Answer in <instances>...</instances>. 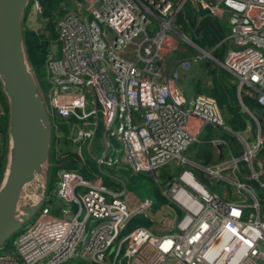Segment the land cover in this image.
<instances>
[{"label":"built area","instance_id":"built-area-1","mask_svg":"<svg viewBox=\"0 0 264 264\" xmlns=\"http://www.w3.org/2000/svg\"><path fill=\"white\" fill-rule=\"evenodd\" d=\"M185 2L74 0L57 21L45 47L46 85L38 87L51 131L65 136L70 152L83 163L94 160L97 175L60 170L33 221L0 253V264H64L70 258L79 264H264V197L246 183L254 181L264 190V118L240 98L245 94L264 107V0L199 2L207 15L227 13L229 32L213 46L224 47L221 60L179 32L175 19ZM172 36L178 38L174 43ZM179 40L232 76L250 124L230 125L212 96L182 88L185 78L179 74L201 55L190 54L169 69L166 56L178 49ZM205 126L224 134L208 144L226 148L208 164L183 154L202 145ZM96 133L99 155L90 148ZM229 136L241 147L237 155ZM172 163L178 169L167 171L161 186L154 173ZM101 166L151 174L172 205H164L171 211L172 229L156 230L159 217L151 214L150 199L104 184ZM221 183L231 191L224 186L217 194ZM29 195L25 190L23 204L33 201ZM49 197L62 204L56 214L44 206ZM171 207L179 210L178 217ZM139 214L153 228L135 226L122 233ZM166 218H159L164 228Z\"/></svg>","mask_w":264,"mask_h":264},{"label":"water","instance_id":"water-1","mask_svg":"<svg viewBox=\"0 0 264 264\" xmlns=\"http://www.w3.org/2000/svg\"><path fill=\"white\" fill-rule=\"evenodd\" d=\"M27 3L0 0V91L7 109L5 164L0 179V249L38 211L47 187L52 131L23 45L21 19ZM25 190L34 203L23 204Z\"/></svg>","mask_w":264,"mask_h":264},{"label":"trees","instance_id":"trees-1","mask_svg":"<svg viewBox=\"0 0 264 264\" xmlns=\"http://www.w3.org/2000/svg\"><path fill=\"white\" fill-rule=\"evenodd\" d=\"M55 1L56 0H38V2L40 4L41 11H42L41 15L47 17L50 13H52L53 3ZM29 3H30V0H28V3L24 9V13H23L22 19H21L22 37H23V45L25 48V53H26L29 65H30V67L34 73L37 84L39 86V84L41 85V82H40L41 77H37V74L39 75V73H38L39 69L43 65V59L45 56L46 41L42 40L44 38V36L42 34L39 36V35H36L33 31L24 28V22L26 20ZM198 11H199V13H197V14L202 16V21L200 22L198 27L193 29V30H195L194 33L196 36L194 38H192V42L195 43L200 48H204V47L206 48L207 47V49H208L211 46H213L219 40V38L222 36V32L215 29L214 30L215 32L213 31L210 35H207V33L202 29V33L200 35L198 33V31L200 28H204L208 24L209 16L206 15V12L202 11L201 9H199ZM197 16L198 15H196V13H194L192 10H191V14L188 16H186L184 13H182V14L180 13L177 15L176 22L178 23V25L183 24L184 25L183 28L186 27V29H188L189 26L192 28L194 25V22L197 19ZM46 27H47V25H46ZM188 31H189V29H188ZM188 50H190L192 52V49L188 48ZM186 56H187V54H186ZM218 69H220V68H218ZM211 72H212V74H215V73L219 74L222 71L217 72L216 70H211ZM229 76H231V75H229ZM220 79L221 78L218 76V79L215 80L216 86L214 89L205 88L204 89L206 91L205 94L213 96L218 103L222 104L223 106H226L229 109V113L231 116V117L229 116L230 118L228 119V120H230V121H228L229 124H232V125L238 124L239 125L245 119L246 114L240 109V106L238 105V103L236 101V98L234 95V88H235L234 82L230 83L229 87H227L225 85V80H223L222 85L227 90V92L230 89V92L227 93V92H223L221 82H219ZM0 94H2V93L0 92ZM240 98H241L242 103L245 106H247L248 108L252 109V105L256 104L252 98L247 97L245 94H240ZM4 108H5L4 109L5 114L0 121V134H1L3 141L6 142V134H5L6 117H7L6 104H5ZM63 132H65L64 129H63ZM62 137H63L62 139L65 140L64 143L69 148V144H70L69 140L66 139L65 136H62ZM52 139H53V142H55V140L57 139V137H55V134L53 133V131H52ZM60 146H62V143H60ZM199 148L201 151H203L205 153L204 158L207 160L209 157L208 147L206 145H203ZM68 151L70 152V150H68V149L67 150L62 149L61 151L56 153L54 148H52V150H50V152H49V163L50 162L51 163L49 164V167L47 170V191L51 190L53 188V186L55 185L56 179H57V172L60 170H72V169H74V170L79 171V173L81 175H83L85 178H89L90 171H91L92 167L95 168V163L93 161L88 159L85 161V163H83V161H81L77 156H75L71 152L69 154L66 153ZM57 154L60 157L56 159L55 156H57ZM72 155H74L77 158L74 160L72 158ZM3 158H4V152L1 153V150H0V178L2 175V171H3V167H2L3 166V164H2ZM162 168H164V167H162ZM126 169L127 168H125V167L118 168L115 166H101L98 176L101 178L102 182L109 187L117 188L118 183H120L122 185V187L126 188L124 181L121 183V182H119L120 178L117 179L114 176V174H118L120 172H123ZM166 173H167V169H165V170L163 169V171L161 172V176L164 179V181L166 180V176H167ZM93 174H96V173H93ZM149 199L152 202V207H153L154 211L157 210L158 207L162 206V205L163 206L164 205L172 206L168 202V200L159 193V191L156 187L152 189V197ZM55 201H57V200H55ZM171 208H172V212L175 215V217H178L180 214L179 210L175 207L174 208L171 207ZM147 219L148 218L143 217V216H134V217L130 218L128 220V222L126 223V226L124 227L122 233L127 232L128 230H130L131 228H133L135 226L147 227L149 225V224H146ZM144 224H146V225H144ZM8 240L5 242L4 245L5 246L8 245L9 247H11L12 241L9 242Z\"/></svg>","mask_w":264,"mask_h":264},{"label":"rangeland","instance_id":"rangeland-1","mask_svg":"<svg viewBox=\"0 0 264 264\" xmlns=\"http://www.w3.org/2000/svg\"><path fill=\"white\" fill-rule=\"evenodd\" d=\"M34 1L35 0H30L29 6H28V10H27L26 20L24 22V28L33 31L36 35L40 36L42 34L44 36V38L42 40L46 41V44H47L48 40L50 38H52L53 35H55L57 21L60 19V17L63 15V13L67 10V8L73 7L74 0H56L53 3L52 13H50L47 17L41 15L42 12H37ZM36 1H38V0H36ZM200 1L201 0H187V2L184 3V5L182 6V8H181V10L179 11L178 14L184 13L186 16H188V15L191 14V10L194 13H197V11L199 10V2ZM211 2H213V1H211ZM56 10H58L59 12L56 13ZM176 18H177V16H176ZM175 22H176V19H175ZM176 24H178V23L176 22ZM46 25H47V27H46ZM182 27H184L183 24H182ZM224 28H225V26L223 27V29ZM189 29H192V28L189 26ZM182 30H184V29L182 28ZM179 31L181 33H183L181 31V28L179 29ZM185 31L187 32L188 30L185 29ZM224 33H226L225 29H224ZM171 40L174 43V42H176L178 40V38L176 36H172ZM177 45H178V50L174 51L173 54L175 56H177L178 58H182L183 54L181 53V49L183 47H187V48L192 49L191 47H189L188 45H185L180 40L178 41ZM206 49L207 48H205L204 50H206ZM209 50L210 49H207L206 51H209ZM220 50L221 49L218 47L215 52L211 51V53L213 54V56L216 57V55L219 56ZM194 52L200 54V52L196 51L195 49H194ZM200 55H201V59L199 60L200 61L199 63H200L202 72H204L205 77H207L211 73V66L214 65V64H213V61L210 60L208 57H206V56H204L202 54H200ZM218 60H220V59H218ZM214 66L216 67L217 65H214ZM38 73H39V75L37 74V77H41V79H42L41 80V87L43 88L46 85V82H45L46 69H45L44 64L41 66V68L39 69ZM211 79L213 81L217 80L218 79V73L213 74ZM221 79L223 80V75H222ZM4 107H5L4 105L0 104V117H3L4 114H5V110H4L5 108ZM252 109L254 111H256L258 114L263 115V118H264V107H259L256 104H254V105H252ZM245 119L250 120V118L247 115H246ZM243 121H245V120H243ZM55 137H57L55 142H59L60 141V143H62V146L57 144L56 145L57 147L55 148V144H54L53 139L51 137L49 152H50V150H52V148H55V151L58 150L59 148L63 149V150H67V149L70 150L68 148V146L64 143L65 140L62 139L63 137L61 136V134H58ZM99 142H100L99 141V135H98V133H96L94 135L92 141H91V147L90 148L92 150H94L97 153V155H99V153H100V151L102 149V147L99 144ZM228 144H229V146H230V148H231V150H232L234 155H237V154L240 153L241 147L235 141V137L234 136H229ZM114 145L116 147H119V145L117 143H114ZM193 149H197V147L189 146L183 151V154L184 155H191V152H192ZM222 150H223V155H225L226 148L222 147ZM5 151H6V142L4 143V145L2 146V149H1V153L4 152V158H3V162H2V164H3L2 167L3 168H4V164H5ZM93 158H97V156H95ZM88 159L94 162V160H92L90 158H88ZM206 162L207 161H203L202 163H206ZM209 162L210 161H208L207 164ZM50 163H48V164H50ZM163 169L164 170L167 169V171L171 172V171H176L178 169V167L175 166L172 163L171 166H166L164 168H159V169L156 170V172L154 173V176L159 180V183H160L161 186H164V179L161 176V172L163 171ZM93 173H96L94 167H92V169L90 171L89 178L95 177L93 175ZM114 176L117 179L120 178L119 182L122 183L124 181L125 187H126L125 191H127L130 194H132V196H135V198L138 199V200H144V199L151 198L152 197V189L157 187L153 176L151 174H149V173H136V174H134V173H131L128 169H126L123 172H120L118 174H114ZM246 183L255 191L257 196H259L260 198L264 197V190L259 188V186L254 181H247ZM224 186L226 187L227 191H231V186L230 185L225 184V183H221V184H219V188L220 189H216L215 190L216 193L221 195V190H223ZM116 189H122V185L120 183H118V187ZM46 192L47 193L49 192V191H47V187H46ZM33 203H34V201H33ZM58 203H59V205H62L60 201H58ZM59 205H56V201L52 197H49V198H47V200L44 201V206H46L49 209L50 213L53 212V214H56V211H57V208L59 207ZM71 207H72V209L74 208L73 206H71ZM159 207H158V209H159ZM151 209H152V213L151 214L154 217H156V218L157 217L161 218V217H164V216L168 217V218H166V221H169V224L167 225L166 222H165L164 225H166L167 229L163 227L164 232H167L168 230L172 229L173 220H171L169 218L170 215H171V211H170V209L167 206H164L163 211H161L159 213L158 212L156 213L154 211L153 207ZM163 212H164V214H163ZM36 215H37V212L34 215H32V217L27 222L23 223L21 228H23L24 226H26L29 223H31ZM57 215H61V214L58 212ZM82 216H83V212L81 213L80 218ZM136 216H142V215L139 214V215H136ZM143 217H145V216H143ZM159 218L157 219L158 220L157 221L158 227L161 226V222H162V221L159 220ZM146 224H149L147 226L148 228H153V224H152V221L150 219H147ZM146 224H144V225H146ZM165 229H166V231H165ZM18 232L14 233L9 238L8 241L9 242L12 241L15 238V236H16V234ZM8 247H9L8 245H6V246L4 245V248L0 249V253L5 248H8ZM79 263L80 262L78 261L77 258H70L66 262H64V264H79Z\"/></svg>","mask_w":264,"mask_h":264},{"label":"crops","instance_id":"crops-1","mask_svg":"<svg viewBox=\"0 0 264 264\" xmlns=\"http://www.w3.org/2000/svg\"><path fill=\"white\" fill-rule=\"evenodd\" d=\"M211 1H214V0H211ZM197 13H199L198 11H197ZM196 13V15H198L197 17H199V19H198V23H197V26L196 27H198L199 26V24H200V22L202 21V16H200L199 14H197ZM207 15V14H206ZM209 16V19H208V24L204 27V28H200L199 29V31H198V33L201 35V33H202V29L207 33V35H210L215 29L216 30H219V31H221L222 32V35H225V34H227L228 32H229V24H228V22H227V13L226 12H224L223 13V15L221 16V17H216V16H210V15H208ZM181 26V27H180ZM225 26V30H226V33H224V29H223V27ZM181 28V31L184 33V35L187 37V38H189L190 40H192V38H194L196 35H195V30H192V29H194L193 27H192V29H189V27H188V29H189V32L187 31H185V29H186V27L185 28H183L182 27V25L180 24L179 25V27H178V30ZM182 28L184 29V30H182ZM187 29V30H188ZM191 30V31H190ZM180 32V31H179ZM215 32V31H214ZM181 33V32H180ZM217 43V42H216ZM215 43V44H216ZM214 44V45H215ZM213 45V46H214ZM213 46H211L210 48H208V49H210L209 51L211 52H215L216 51V49L215 50H213ZM192 48V47H191ZM207 48V47H206ZM221 50H220V52H219V56L218 55H216V57L215 56H213V54H212V56L214 57V59H216V60H218V59H222V57H223V51H224V47L222 48V46H220L219 47ZM203 49H205V47L203 48ZM178 50V49H177ZM207 50V49H206ZM181 53L183 54L182 55V58H178L177 56H175L174 54H173V52L171 53H169L166 57H167V64H168V68L170 69V68H175L176 66H178L181 62H183L190 54L191 55H194V54H196V52H194V49L192 48V52L190 51V50H188V48L187 47H183L182 49H181ZM186 54H187V56H186ZM200 61H198V62H195V63H192V62H189L188 63V69H187V71L185 70L184 72L185 73H181V74H179L180 75V77H183V78H185V80L182 82V88H185L186 86H189V87H191L192 88V90H195V91H197V88H198V92L200 93V94H205V88H211V89H214L215 88V81H213L212 79H211V77L213 76V74H212V72L207 76V77H205V75H204V72H202V69H201V66H200V63H199ZM211 70H216L217 72H221V73H219L218 74V76L221 78L222 77V75H223V80H225V85L227 86V87H229V85H230V83H232L233 82V78L231 77V76H229L228 74H227V72L225 73V71H223V70H220V69H218L217 67H215L214 65H212L211 66ZM225 77V78H224ZM223 80L222 79H220V81L219 82H221V85H222V83H223ZM222 90H223V92H227V90L224 88V86L222 85ZM1 92V91H0ZM228 92H230V89H229V91ZM227 92V93H228ZM205 95H208V94H205ZM234 95H235V98H236V94H235V88H234ZM209 96H211V95H209ZM213 97V96H212ZM214 98V97H213ZM216 100V99H215ZM236 101H237V98H236ZM217 102V101H216ZM238 103V102H237ZM0 104L1 105H4L5 106V104H6V102H5V98H4V96L2 95V94H0ZM217 104H218V106H219V108H220V110H221V113H222V115L226 118V120H228L231 116H230V113H229V109L226 107V106H223L222 104H220V103H218L217 102ZM239 105V104H238ZM241 109V108H240ZM230 116V117H229ZM1 119H2V117H0V121H1ZM244 120H247V119H244ZM230 121V120H229ZM244 121H242L241 122V124H234L233 126H237V127H239V128H244V123H243ZM245 124H250V120H247L246 121V123ZM230 125H232V124H230ZM244 125V126H243ZM262 127H263V124L261 125ZM251 128V130H254V127H250ZM222 135H224L223 133H221L220 131H218V130H215V129H211L210 127H208V126H205V128H204V131L201 133V135H200V137H201V139L204 141L203 143H202V145L201 146H203V145H206L207 147H208V149H209V157H208V159L206 160L204 157H205V153L203 152V151H201L200 150V148L199 147H201V146H198L197 147V149L196 150H192V152H191V155H187L188 156V158L190 159V160H192V161H197V159H199V161H201V162H203V161H208L209 159H211L218 151H222L223 152V150H222V148H221V150H220V148L219 147H216V148H213L212 146H210L209 144H208V141L210 140V138H212L213 136H222ZM0 142H1V144L2 145H4V141H3V139L1 138V140H0ZM57 205V204H56ZM161 211H163V210H161ZM160 211V212H161ZM163 214H164V212H163ZM158 218V217H157ZM156 228V230L157 231H164V229H163V226H160V227H158V226H156L155 227Z\"/></svg>","mask_w":264,"mask_h":264},{"label":"flooded vegetation","instance_id":"flooded-vegetation-1","mask_svg":"<svg viewBox=\"0 0 264 264\" xmlns=\"http://www.w3.org/2000/svg\"><path fill=\"white\" fill-rule=\"evenodd\" d=\"M55 141H56V140H55ZM54 144H55V148H56V147H57L56 145H57V144L60 145V142H54ZM55 148H54V150H55ZM61 150H62V149L59 148V149L56 150L55 152L57 153V152H59V151H61ZM66 153L69 154L70 152L68 151V152H66ZM57 156H58V154H57ZM57 156H55L56 159L60 157V156H58V157H57ZM72 158H73L74 160L76 159V157L73 156V155H72ZM71 169H72V168H71ZM76 171H77V170H76ZM59 172H60V171L57 172V176L59 175ZM78 172H79V171H78ZM134 197H135V196H134ZM56 204H57V205L59 204L58 201H56Z\"/></svg>","mask_w":264,"mask_h":264},{"label":"clouds","instance_id":"clouds-1","mask_svg":"<svg viewBox=\"0 0 264 264\" xmlns=\"http://www.w3.org/2000/svg\"><path fill=\"white\" fill-rule=\"evenodd\" d=\"M197 47H199V46H197ZM203 49V48H202ZM214 64V63H213ZM215 65V64H214ZM216 67H218V66H216ZM219 68V67H218ZM222 70V69H221ZM215 99V98H214ZM196 150V149H195Z\"/></svg>","mask_w":264,"mask_h":264},{"label":"bare ground","instance_id":"bare-ground-1","mask_svg":"<svg viewBox=\"0 0 264 264\" xmlns=\"http://www.w3.org/2000/svg\"><path fill=\"white\" fill-rule=\"evenodd\" d=\"M29 198L31 199L32 197L29 195ZM34 202H35V199H34Z\"/></svg>","mask_w":264,"mask_h":264}]
</instances>
